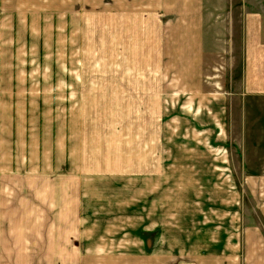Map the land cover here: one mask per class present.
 I'll use <instances>...</instances> for the list:
<instances>
[{
	"label": "rangeland",
	"instance_id": "obj_1",
	"mask_svg": "<svg viewBox=\"0 0 264 264\" xmlns=\"http://www.w3.org/2000/svg\"><path fill=\"white\" fill-rule=\"evenodd\" d=\"M104 1L0 0L13 263L186 264L203 232L264 230L251 171L264 153L247 140L263 134L264 99L245 87L264 81V61L249 60L264 40L252 50L245 34L264 0H209L204 91L186 78L190 93L141 71L159 63L141 46L103 43Z\"/></svg>",
	"mask_w": 264,
	"mask_h": 264
},
{
	"label": "crops",
	"instance_id": "obj_2",
	"mask_svg": "<svg viewBox=\"0 0 264 264\" xmlns=\"http://www.w3.org/2000/svg\"><path fill=\"white\" fill-rule=\"evenodd\" d=\"M103 4V43L120 50V47L141 46L133 50L136 55H143L147 60L159 62L156 67L144 69L152 76L184 78L177 90L182 93L193 92L192 85H186V78L199 82L204 91L202 76L205 67V38L209 0H105ZM246 41L252 50L253 40H264V13H248L245 21ZM254 34L249 42L250 36ZM123 48V47H122ZM122 51V50H121ZM120 51V53H121ZM247 52L249 49L247 48ZM255 64L264 61V54L256 51L249 58ZM252 66V65H251ZM264 74V64L261 65ZM139 70L134 69L137 73ZM199 80V81H198ZM248 93L259 91L264 99V81L255 86L245 77ZM264 105V104H263ZM264 110V106L262 108ZM254 115V114H253ZM251 116L250 111L247 117ZM259 135L252 133L249 151L264 153V130ZM251 140L262 141L252 144ZM12 159V158H11ZM12 162V160H11ZM250 166V162L248 161ZM254 164V163H253ZM247 165V164H246ZM259 168L249 169L263 173L260 177L264 183V162L255 164ZM247 166V167H249ZM11 171L3 164L0 151V264H14V216L8 211L11 203L12 187L8 183ZM264 192V191H263ZM10 199V200H9ZM203 244L191 245L192 255L183 257L186 264H264V230L246 228L229 231V239H216L224 235L210 234Z\"/></svg>",
	"mask_w": 264,
	"mask_h": 264
}]
</instances>
